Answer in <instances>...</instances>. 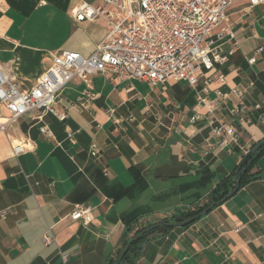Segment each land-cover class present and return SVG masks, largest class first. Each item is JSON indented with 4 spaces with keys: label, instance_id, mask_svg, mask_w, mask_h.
<instances>
[{
    "label": "crops",
    "instance_id": "obj_1",
    "mask_svg": "<svg viewBox=\"0 0 264 264\" xmlns=\"http://www.w3.org/2000/svg\"><path fill=\"white\" fill-rule=\"evenodd\" d=\"M79 2L0 0V66L22 89L54 54L90 56L108 33L103 19L72 17ZM207 40L231 54L198 71L195 85L105 72L91 76L87 96L74 78L56 105L65 120L30 111L0 129V264H107L129 227L210 201L264 138V3L237 0ZM9 114L0 103V122ZM13 141L30 149L16 156ZM251 172L258 177L192 223L150 235L124 264H264V153ZM78 203L91 207L89 224L71 217Z\"/></svg>",
    "mask_w": 264,
    "mask_h": 264
},
{
    "label": "built area",
    "instance_id": "obj_2",
    "mask_svg": "<svg viewBox=\"0 0 264 264\" xmlns=\"http://www.w3.org/2000/svg\"><path fill=\"white\" fill-rule=\"evenodd\" d=\"M237 0H80L73 8L77 22L103 19L109 31L90 56L77 51H63L52 56L51 64L30 89H22L17 81L0 66V103L9 111L0 129L6 128L19 117L35 111V118L43 121L46 113L65 120V111L56 107L61 94L74 79L86 83L87 96H93L91 76L111 72L128 79H141L152 86L166 80L186 81L195 85L197 73L203 67L212 69L216 63H225L229 55H221L208 37L215 27L227 19V10ZM251 4L264 0H250ZM264 46L256 50V54ZM256 54L249 58L256 61ZM220 75L218 82H223ZM207 83V82H206ZM208 84V83H207ZM241 94L240 91L235 90ZM192 121L200 119L194 115ZM41 132L50 133L47 126ZM224 130L217 128V132ZM233 135L232 128H225ZM14 142V141H13ZM30 149L27 141L14 142L12 152L18 156ZM97 155L96 147L91 150ZM73 219L84 224L92 221L91 207L75 204ZM46 237V241H50Z\"/></svg>",
    "mask_w": 264,
    "mask_h": 264
},
{
    "label": "trees",
    "instance_id": "obj_3",
    "mask_svg": "<svg viewBox=\"0 0 264 264\" xmlns=\"http://www.w3.org/2000/svg\"><path fill=\"white\" fill-rule=\"evenodd\" d=\"M263 153H264V146L262 148H260V150H258V152H256L250 158V160L248 162H246V164L240 169V171H239V178H240V182H241L240 186H243L248 181L256 179L258 177V174L251 172V170H252L257 158ZM238 168H239V165L232 175L225 177L224 179L220 180L216 184V186L211 190V193L209 196L210 201L208 203H206L205 205H202L200 207H197L195 209L188 210V211H181L180 212V210H179L178 212H175L169 219H171L172 221H183L184 219H187L189 217H192V216L200 213L201 211L206 209L211 203H213L215 201H220V200L224 199L225 197H228L229 195H231V193H233V191L235 189V174H236V171L238 170ZM166 219H168V218H164L163 220H166ZM154 224L155 223H150L148 225L141 226L138 228L129 227L127 233H125V236L123 237V240L121 241L119 249L117 250V255L119 254L121 248L130 239L131 233L141 232V231L145 230L147 227H150ZM169 228H172V226L171 225H163V226H159L158 228L152 229L149 232H145V234L139 240H137L136 242H134L130 246L129 250L125 254V256H124V258L120 264H124L126 261L134 262L140 254V250L142 247L141 243H142V241H144V239L148 238L150 235H152L156 232L164 231V230L169 229ZM117 255L111 256L109 258L107 264H113Z\"/></svg>",
    "mask_w": 264,
    "mask_h": 264
},
{
    "label": "water",
    "instance_id": "obj_4",
    "mask_svg": "<svg viewBox=\"0 0 264 264\" xmlns=\"http://www.w3.org/2000/svg\"><path fill=\"white\" fill-rule=\"evenodd\" d=\"M264 146V138L261 139L260 141H258L251 149L250 151L243 157L242 161L239 164V168L236 171L235 174V189L233 192L237 191L240 188V178H239V171L240 169L246 164V162H248L250 160V158L256 153L258 152V150H260V148H262ZM225 200L222 199L220 201H215L213 203H211L206 209H204L203 211H201L200 213L189 217L187 219H184L183 221H172L171 219H166L163 220L161 222H158L150 227H147L145 230L135 233L133 234L130 239L127 241V243L121 248L119 254L117 255L115 261L113 264H120L125 256V254L127 253V251L129 250L130 246L136 242L137 240H139L144 234L145 232H149L152 229L158 228L159 226H163V225H171L173 227L175 226H185L188 225L190 223H192L193 221L197 220L198 218H200L201 216H204L205 214H207L209 211H211L213 209V207H215L216 205H219L221 202H223Z\"/></svg>",
    "mask_w": 264,
    "mask_h": 264
}]
</instances>
